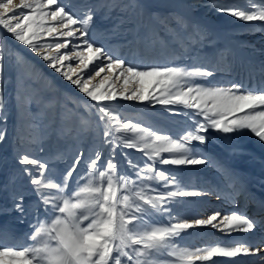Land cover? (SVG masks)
I'll return each mask as SVG.
<instances>
[{"label":"snow or ice","instance_id":"1","mask_svg":"<svg viewBox=\"0 0 264 264\" xmlns=\"http://www.w3.org/2000/svg\"><path fill=\"white\" fill-rule=\"evenodd\" d=\"M210 6L240 21L264 22V0H251L250 9L219 0ZM68 7L69 3L64 0H19V3L0 0V29L12 34L15 41L27 46L54 73H59L89 98L90 103L84 107L94 112L98 129L93 150L87 157L83 152L76 155L71 166L57 178L50 160L29 155L34 150L44 151L42 143L53 102L36 94L28 95L23 77H18L14 97L17 117L19 121L30 119L33 133L25 137L18 128L16 140L22 147L25 144L34 147H28L23 154L17 151L16 159L24 166L22 172L29 178L37 197V212L29 223L30 231L23 237L0 228V264H171L162 259L165 255L175 257L176 264H194L195 260H211L212 264H217L213 257L264 254V247L260 246L264 245V240L259 244L241 241L235 246L196 250L179 247L174 242V238L195 226L219 228L228 235L250 233L256 227L255 221L240 212L222 215L216 210L207 218L192 220L178 218L179 214L174 212L176 205L187 202L180 198L212 194L220 198V193L213 189L190 190L178 174L179 166L211 163L198 147L208 143L209 131L232 134L248 130L264 142V88L245 89L238 83L213 84L209 78L222 69L218 63L205 64L198 58L171 66L152 64L143 70L136 63L126 64L123 56L95 46L88 39L94 9L77 16L66 11ZM49 21L57 22L56 26H48ZM174 22L175 28H170L166 20L160 22L165 37L156 33L155 38L147 36L144 39L152 48L156 44L161 48L174 46L183 57L185 52L195 51L193 45L203 42L206 32L194 26L193 32L186 33L183 17H175ZM54 33L71 39L54 44L34 42L42 34L52 36ZM70 46L71 52H61ZM52 48L55 54L44 50ZM80 48L83 50L77 51ZM4 60L5 55L0 51V74L4 70ZM73 60L75 67L71 63ZM15 63L19 68L23 60L16 57ZM105 69L109 72L119 70L116 79L123 78L122 89L102 92L98 86L90 85L94 79L92 72L100 77ZM109 79L104 76L100 85ZM146 81H150V89L145 88ZM120 100L159 104L168 112L188 117L192 125L186 124L184 134L178 138L159 134V130L151 126L125 118L118 111L122 107L118 103ZM31 104L36 105L35 112L29 107ZM175 105L192 111L180 113L170 107ZM59 115L58 132L67 135L71 129L64 127L66 114ZM7 119L4 88L0 83V123L6 125ZM6 137L5 126L0 128V144ZM118 149L123 164L118 159ZM123 149H134L142 153V157L133 159ZM165 153L169 154L167 158ZM29 165L32 167H27ZM163 165L176 167H159ZM81 166L83 173L78 170ZM12 199L14 209L26 215L24 196L14 195ZM161 217H166L168 223L157 226ZM9 240L16 243L7 244ZM225 264H241V261ZM260 264H264V256Z\"/></svg>","mask_w":264,"mask_h":264},{"label":"rangeland","instance_id":"2","mask_svg":"<svg viewBox=\"0 0 264 264\" xmlns=\"http://www.w3.org/2000/svg\"><path fill=\"white\" fill-rule=\"evenodd\" d=\"M14 2L19 3V0H14ZM64 2L70 5V7L66 8V11L74 12L77 16L82 15L88 9H94V19L88 36L90 42H94L95 46H102L106 50L110 49L117 55L123 56L126 64L129 62L136 63L141 70L152 64L169 66L183 64L189 62L190 58L192 60L198 58L199 62L205 64H217V62L219 64L223 61H232L234 64L235 60L238 61V58L235 56V51L237 52V50L241 55L248 54V58L264 64V27H261L264 22L240 21L235 17L218 12L210 6L215 0H64ZM219 2L248 9H250L251 4V0H219ZM175 17L184 18L187 24L186 33L193 32L194 26H199L206 32V37L208 38V30L199 25L195 21L196 18L209 20L217 26L225 28V33L230 37L229 41L234 43L232 47L234 50H228L224 46L226 50L224 49V52L220 51L221 44H218L214 55L207 58V54L204 52V46L206 45L204 42L199 43V50L191 51L190 55L188 53V56L185 57H181L180 52L175 50L174 46L161 48L160 44H156L154 48L149 47L148 42L144 38L147 36L155 38L156 33H159V36L162 38L165 37L166 34L160 22L166 20L170 28H175ZM56 24L57 22L55 21H49L48 26H56ZM70 39L62 36L58 37L54 33L52 36L42 34L34 42L54 44L57 41L64 42ZM82 39L83 37H81ZM76 42L79 43L80 41ZM44 50L50 54H55L54 48ZM82 50V48L77 49V51ZM0 51L5 55L4 70L0 74V83H2L4 88L5 114L8 117L6 125L0 123V128L5 126L7 128V137L0 144V228L12 232L15 236L23 237L26 232L30 231L29 223L36 216L37 197L32 191L29 178L22 172L24 166L18 164L16 159L17 151L23 154L28 147H34L28 144L22 147L16 140L18 128L20 134L25 137H29L33 133V129L29 126L31 120L25 118L23 121H19L17 117L14 97L18 77H23L28 95L36 94L45 101L51 100L53 102L42 143L44 151L39 152L34 150L29 155L37 156L41 160H50L53 172L56 173L57 178H60L71 166L76 155L83 152L87 157L88 153L93 150L97 142L98 129L94 112L84 107L85 104L90 103L89 98L85 94L80 93L74 85H71L59 73H54L51 68L47 67L46 62L39 59L27 46L19 41H15L12 34L2 29H0ZM64 51L71 52V46L68 49H61V52ZM199 54L202 55V59L199 57ZM16 57H20L23 60V65L19 68L15 63ZM71 63L73 67L76 66V61L73 60ZM104 63L106 64L107 61H104ZM237 64H239V61ZM80 67L82 68L83 66L81 65ZM79 70L78 68L77 71L79 72ZM261 70L259 68L255 72L262 73ZM118 72L119 70L109 72L105 69V72L101 73L100 77H95V73L92 72L94 79L90 81V85L98 86L102 92L109 89L112 91L122 89L123 78L121 77L120 80L116 79ZM106 75L110 79L105 84L100 85V81ZM209 80L213 84L221 86L238 83L243 84L245 88L247 85L252 84L248 80L236 82L231 79V76L228 77L226 73L224 74L223 71L209 78ZM197 82L202 83V81ZM145 88L150 89V81H146ZM118 103L122 105L118 111L125 118H130L133 122H140L142 126H151L159 130V134L171 135L173 138H178V135L184 134L185 124L192 125V121L186 116L183 118L184 124L182 126L175 127L168 122L166 123L158 112V109L164 106L159 104H141L123 100L118 101ZM29 107L32 112H35V104H31ZM174 107L178 108V110H185L184 112L192 111L191 109H184L182 105H175ZM60 113L66 114L64 127L71 129L67 135H60L58 132L60 128ZM238 115H243V113H238ZM208 136L210 137L208 143L198 146L202 149L203 154L209 153L213 157L220 155L225 157V159L229 158L237 171L243 174L246 179L254 178L257 180V184L258 182L259 184L261 183L260 178L264 177L263 164L258 158L250 156L244 146L257 148L256 150L264 152V142L259 141L248 130L232 134L209 131ZM228 147L235 148L236 153L233 155L229 154ZM123 151L130 153L133 159L142 157V153L134 149H123ZM119 153L120 149L117 150V154L118 159L123 164V157ZM163 155L165 158L169 156L167 153ZM57 157L59 158L57 159ZM27 167L32 166L29 165ZM159 167L174 168L176 166L163 165ZM78 170L83 173V166ZM212 173L210 165L179 166L178 172L184 185L188 186L190 190L205 191H207L209 184H211L210 174ZM13 179L15 182H10ZM14 195L24 196L26 215H22L14 209V201L12 199ZM208 196L180 198L182 201L187 202L176 205L174 214L178 213V218H188L190 220L207 218V216L213 214L209 213L205 215L204 208H202L205 205L203 201H206ZM216 199L217 197L214 194L209 197V200L215 201ZM167 223V218L161 217L157 226L166 225ZM194 231V228H190L182 232L179 237L174 238V242L179 247H187L192 250L214 247L211 244H202V241L207 236L197 240ZM6 243L12 245L16 241L9 240ZM28 243H31V241H28ZM164 257L167 261L175 259V257H167L166 255ZM207 264H209V261Z\"/></svg>","mask_w":264,"mask_h":264},{"label":"bare ground","instance_id":"3","mask_svg":"<svg viewBox=\"0 0 264 264\" xmlns=\"http://www.w3.org/2000/svg\"><path fill=\"white\" fill-rule=\"evenodd\" d=\"M195 21L199 25L206 28L209 33V38L206 37L205 40L203 41L206 44L204 46V52L205 54H207L206 55L207 58L214 55L218 44L219 45L221 44L220 51L224 52L226 50L224 46L227 47L228 50H234V48H232L234 43L229 41L230 37L225 33L224 31L225 28L219 27L213 22L206 19L200 20L196 18ZM193 48L195 50H199L200 45L194 44ZM190 52H185L183 56L184 57L188 56L187 55L188 53L190 55ZM235 56L236 58H238L239 64H237L238 61L235 59H234L235 60L234 64L232 63V61H225V62L223 61L219 63V66L224 72V74L226 73L228 77L231 76V79L236 82H244L245 80H248L249 83L252 84L247 85V87H245L247 89L252 88L258 90L259 88H264V64H261L251 58H248L249 56L248 54L241 55L238 50L237 52L235 51ZM199 57L201 59L203 58L201 54H199ZM240 65L242 66V68ZM259 68L262 69L261 70L262 73L255 72L259 70ZM170 107H173L180 113H183L185 111V110H178V108L174 106H170ZM158 112L162 115L163 117L162 119L165 120L166 123L168 122L172 126L178 127L184 124L183 118L185 116L183 114L168 112L164 109V107L158 109ZM244 147L245 150L248 151V154L250 156L256 157L259 160H261L264 167V152L260 150L259 151L256 150L257 148H250L248 146H244ZM227 150L228 153L231 155L236 153L235 148L228 147ZM204 155L208 157L211 163L202 166L210 165L211 170L213 171V173L210 174L211 184H209L207 190L213 189L220 193V198H218L217 195L214 194V196L217 197L215 201L209 200L210 195L208 196V199L206 201L205 200L203 201L205 205L202 206V208H204V210L203 209L202 210L205 212V215L209 213H214L216 210L221 211L222 215L229 214L231 212H240L246 214L249 218L255 221L256 227L250 233L232 232L230 235H228L226 232L220 231L219 228H213L211 226H195L193 228L195 230L194 234L196 235L197 240L207 236L202 241V244H211L214 247L235 246L236 243L241 241L246 242L248 244H259L260 241L264 240V177L260 178L261 183L259 184L258 182L259 184L258 185L257 180H255L254 178L246 179L245 176H243V174L239 173L237 169L233 166L229 158L226 157L227 159H225V157H222L220 155H216L213 157L209 153H204ZM260 246L264 247V245H260ZM261 256H264V254H258L257 256H239L234 258L213 257L212 260L216 261L217 264H225V262H231V261H241V264H260ZM163 259H165V257H163ZM170 262L171 264H176L175 259H172V261ZM207 263L208 261L207 262L199 261V260L194 261V264H207ZM209 264H212L211 260L209 261Z\"/></svg>","mask_w":264,"mask_h":264}]
</instances>
